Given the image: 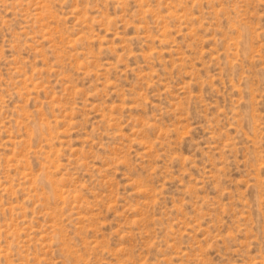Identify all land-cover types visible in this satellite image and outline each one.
<instances>
[{
    "label": "rangeland",
    "instance_id": "1",
    "mask_svg": "<svg viewBox=\"0 0 264 264\" xmlns=\"http://www.w3.org/2000/svg\"><path fill=\"white\" fill-rule=\"evenodd\" d=\"M0 264H264V0H0Z\"/></svg>",
    "mask_w": 264,
    "mask_h": 264
}]
</instances>
